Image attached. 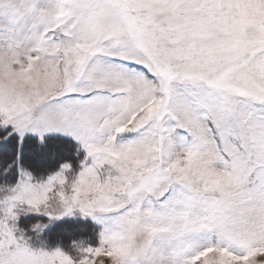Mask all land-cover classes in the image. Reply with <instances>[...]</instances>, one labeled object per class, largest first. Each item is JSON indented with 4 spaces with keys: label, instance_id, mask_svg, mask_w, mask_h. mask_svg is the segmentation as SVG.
<instances>
[{
    "label": "snow or ice",
    "instance_id": "snow-or-ice-1",
    "mask_svg": "<svg viewBox=\"0 0 264 264\" xmlns=\"http://www.w3.org/2000/svg\"><path fill=\"white\" fill-rule=\"evenodd\" d=\"M0 264H264V0H0Z\"/></svg>",
    "mask_w": 264,
    "mask_h": 264
}]
</instances>
